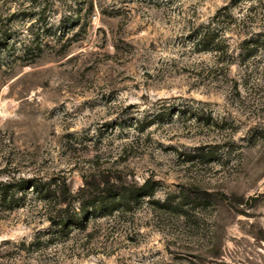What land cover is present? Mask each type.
I'll return each instance as SVG.
<instances>
[{"label": "rangeland", "instance_id": "rangeland-1", "mask_svg": "<svg viewBox=\"0 0 264 264\" xmlns=\"http://www.w3.org/2000/svg\"><path fill=\"white\" fill-rule=\"evenodd\" d=\"M0 264H264V0H0Z\"/></svg>", "mask_w": 264, "mask_h": 264}, {"label": "trees", "instance_id": "trees-1", "mask_svg": "<svg viewBox=\"0 0 264 264\" xmlns=\"http://www.w3.org/2000/svg\"><path fill=\"white\" fill-rule=\"evenodd\" d=\"M219 14H220V12L218 10L217 13L214 15V18L218 19ZM225 18H227V16ZM213 19L211 20V22L209 24H207V26L204 29L197 32L196 36L194 38L195 39L194 45L199 47L202 50H205V49L218 50V49H220L221 44L223 43V41L221 42L220 39H216L218 37L219 31H221V28H218V26L215 24ZM234 22H235V20H234ZM87 185H88V189H89L88 193L94 194V196H93V200H87L85 203L82 204V209H85L88 207L89 208L92 207V209H95V210L96 209H104L105 205H103L102 202L100 203L99 201H97L98 198L96 200V197L103 195V193L106 194L107 190H109V189H107V188L106 189H103V188L99 189V184H96V183H94V184H88L87 183ZM32 187H33V185H32ZM95 194H96V196H95ZM108 194H109V192H108ZM117 197H118V199L122 200V198L125 197L124 192L118 193ZM95 201H96V203H94ZM92 211H94V210H92Z\"/></svg>", "mask_w": 264, "mask_h": 264}]
</instances>
